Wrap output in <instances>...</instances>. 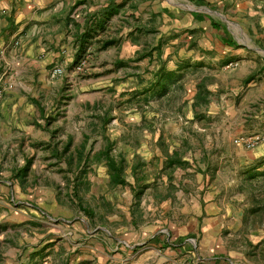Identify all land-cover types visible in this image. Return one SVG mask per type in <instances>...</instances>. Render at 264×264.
<instances>
[{"label":"crops","instance_id":"obj_1","mask_svg":"<svg viewBox=\"0 0 264 264\" xmlns=\"http://www.w3.org/2000/svg\"><path fill=\"white\" fill-rule=\"evenodd\" d=\"M162 12L174 16V21L176 12H188L195 22L207 21L219 42L232 49L228 57L220 60V69L228 68L227 79L206 83L210 96L201 118L193 119L190 103L195 83L205 75H197V69L203 65L202 56L181 63L171 56L162 57L159 43L156 49V42L144 40L145 35L156 31L153 23ZM208 12H233L244 17L241 20L246 22L242 24L246 32L255 33L254 25L264 31V0H0V264H84L83 257L94 264H109L110 256L105 254L107 244L96 234L85 246L76 242L72 231H62V225L69 221L61 215L54 216L57 208L55 202H50L54 201L50 187L34 184V173L38 174L34 162L63 160L69 155V149L64 153L63 148L74 141L75 131L78 144L91 142L87 133L81 134L80 125H73L58 136L60 130H65L63 122L75 114L81 117L80 106L86 103L95 108L89 113L96 118L91 119L102 135L101 144L127 143L122 134L123 130L128 132V115L114 128L111 126L115 120L114 107L107 104L108 100L100 107L98 99L127 95L130 88L125 80L133 73L137 77L138 102L134 121L141 130L137 153L140 150L142 159L158 161L153 184L144 181V194L152 186L153 197L142 196L141 201L152 203L153 208L179 209L177 216L166 220L168 231L159 235L154 232L145 239V248L158 256L159 248L164 247L163 253L173 255L169 258L172 264L184 261L183 264H264V214L262 218L252 215V200L241 189L239 177L243 165L264 161V143L245 150L231 140L234 147L231 152L225 150L230 137L253 134L255 121H264V101L257 103L259 98H264V59H252L247 54L251 48L246 45L241 52L235 41V45L224 44L219 38L220 29L210 26V20L215 21ZM192 27L190 32L200 26ZM86 32L88 43L80 62L92 66L87 79L71 66L78 49V36ZM145 52L148 55L138 56ZM55 66L62 68V74L53 77L50 71ZM129 67H132L130 72ZM188 72L192 74V84L184 86L181 81ZM161 81H165L164 88ZM67 82L92 87L77 94L79 110L69 104L73 103L72 99L59 100L70 95L69 91L66 96L63 89ZM227 87L233 97L237 94L235 90L241 89L237 103L223 106L219 100V104L210 106L211 98L219 99ZM180 88L184 92L178 93ZM250 103L255 107L247 119L244 110ZM179 113L185 118L183 122L167 119V115L179 116ZM162 114L166 122L159 129ZM107 118L109 121L104 123L102 120ZM223 119L232 121L226 127L231 132L228 130L229 135L215 138L214 144L220 148L216 168L212 169L208 157V145L212 142L207 135L218 131L214 125ZM249 120L254 122L252 132L242 124ZM185 123L206 135L198 148L189 146L186 139L178 143L162 142L161 136L176 129L184 130ZM145 127L151 128L152 133L145 132ZM164 145L167 146L161 149ZM172 151L179 152L187 164L169 172L160 170L165 155ZM45 167L53 172L51 164ZM50 176L55 175L50 173ZM137 244H125L124 256ZM76 249L87 253L82 252L74 260Z\"/></svg>","mask_w":264,"mask_h":264},{"label":"rangeland","instance_id":"obj_2","mask_svg":"<svg viewBox=\"0 0 264 264\" xmlns=\"http://www.w3.org/2000/svg\"><path fill=\"white\" fill-rule=\"evenodd\" d=\"M216 13H219L221 16H218ZM208 14L215 22L224 25V27L231 34L233 40L237 44H239L241 52H244L245 49L242 47L246 45L251 48L247 49V54H250L251 58L253 57L258 61H260V58L264 59V31L257 28L254 25L256 23H254L253 20L252 24L254 25L256 31L255 33H248L245 30V26L242 25L246 24V22L241 20L244 19L243 16L238 17V15L234 14L233 12H208ZM175 16L176 21L173 20L174 16L170 15L169 17L168 12H162L161 15L155 17L153 24H155L156 26V31L145 35L144 40L146 42L149 41L159 43L160 45H162L160 49L162 57L171 56L179 60L181 63L185 60H189L192 62L195 61L196 58H200L202 56V59L200 60H203V65L200 70L197 69V75L199 76L200 73H204L205 75L204 77H202V80L205 83L225 81L228 76V74L226 73V70L228 68L220 69L222 67L220 66V60L222 58L228 57V54L232 53V49L225 48L219 42L216 37V32L209 27L207 21L195 22L190 18L188 12H176ZM193 24H198L200 27L190 32L189 29L193 28ZM191 43H193L192 46ZM83 65L84 64L81 65V68L79 70L75 68V72L82 73L86 77H83L81 75H79V77L81 76V78L83 77L87 79L90 72H92V66H89L88 64H85L84 66ZM128 69L130 72L132 70V67H129ZM190 70H192V68ZM213 74L215 76H213ZM191 75L192 74L188 72L185 76H183L181 83L184 86H189L190 84H192V81H190ZM133 77L134 76H131V78H126L127 80H125L127 82V88H130L129 91H127V95L120 97L107 96V98L100 97L98 99V102L101 107L105 106V101L108 100L107 104L114 107L113 109L115 113H113V115L115 116V120L111 123V126H113L114 128L117 127L118 124H120L122 118L128 115L130 119L128 122V132L125 133V131L123 130L122 134L123 139H127V143H114L111 153L116 154L119 151L123 152L126 155L127 165H130V163L134 162L138 158V161L143 163L141 171L146 176L145 181L148 180L151 182V184H153L151 180H154L157 173L158 161H154L151 157H149L151 159L148 160L142 159L143 157L142 154H140V150L139 153H137V149L139 146L137 145V138L141 135V130L137 126L136 121H134L138 116V102L136 97L137 77ZM230 87L234 88V86ZM228 88L229 87H227V89H225L226 91L220 95L221 97H219V99L211 98L212 102L210 106H216L217 104H219V102H217L219 100H221V104L223 106L236 104L238 100L236 99V97L238 96V93L241 89L237 88L235 90L237 94L233 97L232 91ZM63 89H65L66 91V96L69 95V91L70 95L69 97H63L59 100L66 101L68 99H72L73 103L70 102L69 104H73V107L76 110H79V105L75 101L77 94L80 91H89L90 89H92V87L87 85L86 83L80 85H72L67 82L64 84ZM74 90H77V92H75ZM182 92H184V89L182 90V88H180L178 93ZM71 95L73 96V98H70ZM259 99L257 103L264 101V98ZM177 102H179V98H177ZM252 107H255L254 105H252V103L246 106V109L244 110V113L246 115L245 118L249 119V116H252ZM80 108L81 117H78L75 114L74 117L64 121L63 127L65 130H60L58 136H61V134L63 135L65 132L71 130L73 125L76 127L80 125V128H82L81 134H83V131L84 133H87V137L91 139V142L78 144L76 142L77 140H79L78 132L75 131L73 139L74 141L71 142L68 148L69 155H65V158L63 160L52 162H34L36 172H38V174L34 173V184L39 187L48 186L54 193V201H50L55 202V206L57 208V211L54 210V212L57 213L54 216L61 215L65 220L69 221L62 225L63 232L72 231L76 235V242L85 246L86 244L91 242L93 234H96L98 238L106 242L105 244H107L108 250L105 254L110 256L109 264H172L169 260V258L173 256L171 255L172 253H167L166 251L163 253V247L159 248L160 255L154 256L152 252L145 248V244H147L145 242V239L152 235L154 232L157 235L162 234L163 232H167L168 228L166 220H168L171 216H177L179 209H171L168 211L162 208H153L152 203L149 204L147 201H143L142 199V201L138 204L137 207L134 208L132 212V197L129 188L127 186L116 187L113 189L108 188L105 166L102 162L95 159L94 154L103 145L101 144L102 135H100V132H98V130L94 128L96 122L91 119L93 118L96 120V118L94 117V115H91V113H89L90 111H94L95 108L90 107L88 103H86L85 106L81 105ZM120 110H125L126 112H121ZM110 114L112 113L110 112ZM177 115L179 116H172L171 114H169L167 115V117H169L167 119L171 121L179 120L180 122H183L185 120L182 114L179 113ZM164 119L165 116H163L162 114V117H160L159 120V129H161L162 125L166 122V120ZM231 123L232 121L230 119L226 121L223 119V121L221 120L220 122L216 123V125H214L218 128V131L213 130L207 135V138H209L210 142H212V144L208 145L210 148L208 149V157L210 159L209 161L212 169L216 168L215 159L216 154L218 153V150L220 148L219 145H216L214 143L220 137L229 135L231 131L226 127ZM253 123L254 122H252V120L242 122V124L246 126L248 130H250L248 132H252L251 129ZM253 125H255L256 127L253 132L262 136V141L256 145L258 146L259 144L264 143V121H255ZM184 126L186 127L184 130L180 131L176 129L174 133L161 136L162 142L166 143L169 140V143H178L179 140L186 139L189 146L195 149L198 148V146L200 145V141H204L206 135L204 136V134H201V131L197 130L194 126H188V123H185ZM118 130H120V128H118ZM228 130L230 132H228ZM144 131L152 133V129L149 127H145ZM179 133L181 136H179ZM251 134L252 133L246 135ZM232 138L233 137H230L228 139L229 145L225 147V150L227 152H231V148L234 147L231 143ZM150 144L152 147V143ZM82 145L84 146L82 152L87 156V158L85 159L87 160L85 175L86 178L88 177V184L81 185L78 188L77 197L81 200L82 206L88 208L91 212H93V214L90 216L79 210L74 198L75 196L72 194L70 187V178L73 177V174L76 173L77 167H79L82 163V159L81 157L79 159V155L77 153L78 150H81ZM166 146L167 145L162 146L161 149ZM72 153H75V155H72ZM74 156L76 157V159H73ZM66 157L71 158V169H73L71 173L69 171H66ZM48 164H51V166L54 167L52 168L53 172L49 171L48 168L45 167ZM200 165H202V163H200ZM57 168H61V170L63 171H60V169L58 171ZM196 168L199 169L198 167ZM196 168L193 167V169L195 170ZM228 168H230V166H228ZM46 172H48L49 175ZM61 172H63V174ZM125 172L127 181L132 182V177L130 175L128 167L126 168ZM50 173H53L55 176H50ZM158 188L159 186L155 188V190H157ZM161 188L163 187L160 186V190H162ZM153 191V187L151 186L150 189L147 190V193L143 195V198H145V196H149V198L153 197ZM163 193L164 192L161 191V194ZM181 197L182 195L180 196V198ZM176 202L178 201L176 200ZM59 212H61V214ZM193 241L196 243V239H193ZM134 243L138 244L130 247V249L128 250L129 252L127 253L128 256L125 257V244L130 246ZM80 244L79 246H81ZM137 249L140 250L137 251ZM249 250L251 251L252 248H250ZM74 252H76V255L73 258L74 260L79 259L82 252L84 254L87 253V251H84V249H76ZM98 258L99 260H101L100 256ZM83 262L84 264H94V261L92 260H90L89 262L88 257H83ZM183 263H185V261L182 262V264Z\"/></svg>","mask_w":264,"mask_h":264},{"label":"trees","instance_id":"obj_3","mask_svg":"<svg viewBox=\"0 0 264 264\" xmlns=\"http://www.w3.org/2000/svg\"><path fill=\"white\" fill-rule=\"evenodd\" d=\"M193 14H196L195 16H200V14L198 13ZM210 26L216 30L220 29L221 33L219 34V38L224 44L235 45L234 40L224 27L220 26L216 22H212L211 20ZM88 37V32L81 33L78 36V49L73 59V62L71 63L72 67H75L80 63L81 56L85 51L84 49L86 47V44L88 43ZM157 45L158 43L154 46V48L157 49ZM144 55H148L147 52L141 55L140 53L138 54V56L141 57H143ZM262 69H264L263 66ZM132 76L136 78L135 73H133ZM248 79L249 78H246V81ZM160 83L164 88L165 81H161ZM209 96L210 92L206 88V83L203 80L197 81L195 83V92L192 96V102L190 103L191 110L193 113V119L201 118L204 115V110L209 102ZM102 121L105 123L109 121V118H107V120ZM113 144L114 142L110 141L104 142L100 149H98V151L94 153L95 159L102 162L105 166L108 188L113 189L122 186H127L129 188L132 197L131 204L133 212L134 208L137 207L140 203L141 198L144 194V189L146 188V185L144 183L146 176L141 171L143 163L139 162L137 158L134 162L130 163V165H127L126 155L123 152L119 151L116 154L111 153ZM68 148L69 143H66L63 148V152H67ZM83 149L84 146L82 145L81 150L77 151L79 157H81L82 159V163L79 167H77L76 173L73 174V177L70 178V187L72 194L75 196L74 198L76 200L79 210L83 211L86 215L90 216L93 214V212H91L88 208L82 206L81 200L77 197L78 188L81 185L88 184V177L86 178L85 175L87 166V160L85 159L87 158V156L83 154ZM65 163L67 164L66 171H69L71 173L73 170L71 169V158L66 157ZM263 163L264 161H259L258 164H249L243 166L239 176L241 182V189L244 191V193L248 194V196L252 200V209L250 211L252 212V215L258 218L262 217L264 214V167L261 166ZM186 164L187 162L180 158L179 152L172 151L170 154L165 155V159L162 162V167L160 168V170H167L169 172L174 167L184 166ZM259 166L261 168L258 169ZM127 167L129 168V172L132 177V182H128L126 179L125 171Z\"/></svg>","mask_w":264,"mask_h":264},{"label":"built area","instance_id":"obj_4","mask_svg":"<svg viewBox=\"0 0 264 264\" xmlns=\"http://www.w3.org/2000/svg\"><path fill=\"white\" fill-rule=\"evenodd\" d=\"M82 64L83 62H80L77 66H75V68L79 70ZM50 74L53 77L59 76L62 74V68L60 66H55L51 69ZM261 141L262 136L257 133L251 135H238L232 138V143L235 146H239L244 149H252Z\"/></svg>","mask_w":264,"mask_h":264}]
</instances>
